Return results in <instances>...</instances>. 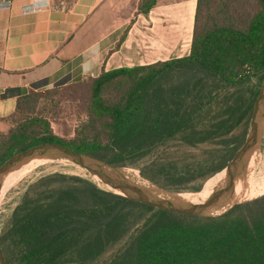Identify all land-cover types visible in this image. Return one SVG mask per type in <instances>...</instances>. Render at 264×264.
Returning a JSON list of instances; mask_svg holds the SVG:
<instances>
[{
	"label": "trees",
	"instance_id": "trees-1",
	"mask_svg": "<svg viewBox=\"0 0 264 264\" xmlns=\"http://www.w3.org/2000/svg\"><path fill=\"white\" fill-rule=\"evenodd\" d=\"M71 3L74 0H68ZM159 0H139L149 14ZM264 80V0H197L188 56L59 87L89 89L88 120L66 141L18 100L0 166L52 142L176 192H199L243 144ZM6 264H264V196L219 216L159 210L54 172L31 183L0 231Z\"/></svg>",
	"mask_w": 264,
	"mask_h": 264
},
{
	"label": "crops",
	"instance_id": "crops-1",
	"mask_svg": "<svg viewBox=\"0 0 264 264\" xmlns=\"http://www.w3.org/2000/svg\"><path fill=\"white\" fill-rule=\"evenodd\" d=\"M34 0L0 7V133L13 126L18 100L122 67L188 56L197 0H159L139 14V0Z\"/></svg>",
	"mask_w": 264,
	"mask_h": 264
},
{
	"label": "water",
	"instance_id": "water-1",
	"mask_svg": "<svg viewBox=\"0 0 264 264\" xmlns=\"http://www.w3.org/2000/svg\"><path fill=\"white\" fill-rule=\"evenodd\" d=\"M264 132V80L256 98L249 128L243 144L236 151L228 165L223 169V185L215 189L209 198L201 202L194 199L198 192H176L165 189L155 183L142 184L128 173L129 167H119L90 154L79 153L59 143H42L26 149L4 162L0 166V193L5 179L13 171L31 162L67 161L86 171L93 182V176L108 188L106 190L153 208L184 215L219 216L233 206L242 203L245 197H238V181L245 182V175L256 150L259 148ZM222 172V171H221ZM187 193H194L189 194ZM246 199V198H245ZM0 264H6L0 246Z\"/></svg>",
	"mask_w": 264,
	"mask_h": 264
},
{
	"label": "rangeland",
	"instance_id": "rangeland-1",
	"mask_svg": "<svg viewBox=\"0 0 264 264\" xmlns=\"http://www.w3.org/2000/svg\"><path fill=\"white\" fill-rule=\"evenodd\" d=\"M87 78L88 77L75 83L82 82ZM58 89H60L58 90L60 92L55 94L48 93L43 99H41L33 115L35 117H40L49 121L54 135L62 138L63 140L70 141L75 137L77 129L88 120L87 102L89 97V89L86 86H78L67 91H61V88ZM38 162L41 163H39L32 171L19 178V180H15L9 187L2 188L0 193V231L4 221L10 216L12 211L19 204L22 195L28 186L42 175L54 172H64L82 175L89 178L86 172L79 171L67 161ZM128 173L135 181L142 184H147V182L141 178L138 169L129 168ZM257 177L259 179L255 181L252 186L257 184L259 181L264 180V132L261 144L250 162L249 168L245 175V181L255 179ZM215 185L216 187L214 190L223 185V179L217 180ZM238 186L248 187L246 186L245 182H241V180L238 181L237 187ZM259 197L253 199H257ZM253 199L243 198L241 201L245 202Z\"/></svg>",
	"mask_w": 264,
	"mask_h": 264
},
{
	"label": "bare ground",
	"instance_id": "bare-ground-1",
	"mask_svg": "<svg viewBox=\"0 0 264 264\" xmlns=\"http://www.w3.org/2000/svg\"><path fill=\"white\" fill-rule=\"evenodd\" d=\"M39 163H41V162H31V163H28L25 166L13 171L5 179L3 188L9 187L15 180H17V179L19 180V178L23 177L24 175H26L27 173L32 171ZM73 166L81 172H86L84 169H82L79 166H76V165H73ZM224 175H225V171H222V172L212 176L211 178H209L205 182V184L203 185L202 189L197 193L194 201L195 202H201V201H204L205 199L209 198V196L213 193L214 188L216 187L215 182L217 180L223 179ZM92 178L100 186L108 188L107 186H104L97 177L93 176ZM258 179L259 178L257 177L255 179L245 181V184L248 187H243V186L239 187L238 186L236 188V192L238 194V197H245L246 199H253V198L264 195V180H261L257 184L252 186V184H254V182L257 181ZM187 196H190V195L187 194Z\"/></svg>",
	"mask_w": 264,
	"mask_h": 264
},
{
	"label": "built area",
	"instance_id": "built-area-1",
	"mask_svg": "<svg viewBox=\"0 0 264 264\" xmlns=\"http://www.w3.org/2000/svg\"><path fill=\"white\" fill-rule=\"evenodd\" d=\"M10 2H2L0 3V7L2 6H8L9 7ZM50 6V0H34L33 3L24 6V11H31L36 10L40 7H49Z\"/></svg>",
	"mask_w": 264,
	"mask_h": 264
}]
</instances>
